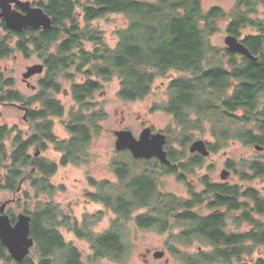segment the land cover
Returning <instances> with one entry per match:
<instances>
[{"label":"trees","instance_id":"1","mask_svg":"<svg viewBox=\"0 0 264 264\" xmlns=\"http://www.w3.org/2000/svg\"><path fill=\"white\" fill-rule=\"evenodd\" d=\"M260 5L264 6V0H236L232 10L225 13L218 8L205 12L201 0H46L43 8L51 27L40 34H29L30 51L44 55L47 68L41 91L30 99L32 104L40 103L42 110L31 113L34 121L28 134L6 125L0 127V194H13V202L20 205L21 196L28 197L21 193L20 183L28 178L35 189L31 198L35 202L34 211L24 209L23 213L31 219L30 236L36 255L32 258L29 254L17 264H83L80 252L65 244L54 229L58 205L39 197L52 195L54 187L49 179L57 166L35 154L44 152L51 144L61 154V166L86 161V149L91 138L99 134L98 123L105 117L101 111L90 112L92 105L88 101L104 83L117 79L118 96L134 101L151 92L156 78L170 71L179 72L180 76L168 86L169 101L163 111L173 116L183 147L190 140L187 132L191 113L199 117L221 115L222 139H229L231 127H237L238 138L245 145H263L258 133H264V111H258L257 106L264 95V20L251 18ZM110 14H120L126 19L125 28L115 32L117 43L113 48L106 44L103 32L91 26L93 21ZM227 17L231 18L226 30L230 36L238 38L246 28L257 30L240 42L255 60L225 49L222 60L205 67L209 56L217 55L209 37L216 31L217 22ZM71 71L81 77V82H74ZM59 77L73 82L69 94L78 108L62 121L70 135L64 140L53 133L54 120H61L64 115V107L52 95L60 89L56 82ZM17 95L9 93L5 101H21L22 97ZM251 123L256 129L247 130ZM33 147L35 152L31 154ZM207 147L210 152L216 150L210 144ZM167 151L170 162L178 164L179 180L200 167L204 160L199 154L187 158L184 153ZM119 153H126L130 159L117 163L114 183L90 180L97 192L88 198L117 216L109 232L93 243L94 259L120 261L126 255L128 247L122 229L132 220L134 212L149 204L154 193H162L160 178L172 173L171 166L155 160H133L126 151ZM232 166L227 164L236 173ZM246 170L238 173L241 182L263 178L264 162L253 161ZM200 182L203 190L191 189L190 193H200L192 195L191 201L167 205V196H159L164 202L156 204L155 218L138 217L135 222L138 225L154 222L161 232L169 223H176L186 227L178 236L179 242L203 238L210 244L211 252H201L183 261L184 264H232V260L245 264L246 256L264 250V221L258 219L264 218V192L239 184L213 183L208 177H202ZM195 207H204L211 213L200 214L194 211ZM6 213L13 224L17 216L10 208H6ZM93 218L99 221V216ZM228 218L237 226L248 224L251 229L241 234L226 233ZM169 248L173 254H181L177 246ZM0 261L13 264L1 243ZM255 264H264V259L259 258Z\"/></svg>","mask_w":264,"mask_h":264},{"label":"rangeland","instance_id":"2","mask_svg":"<svg viewBox=\"0 0 264 264\" xmlns=\"http://www.w3.org/2000/svg\"><path fill=\"white\" fill-rule=\"evenodd\" d=\"M141 1L155 2V0ZM201 2L205 12L211 8H218L225 13H229L234 7L236 0H201ZM251 18L264 20V6H258L256 12L251 15ZM230 21L231 18L227 17L217 22L215 26L216 31L209 37V43L216 50L217 55H215L216 57L209 56L205 67H209L213 63L223 59L222 55L226 49L225 38L228 36L226 30ZM91 26L101 30L106 44L113 48L117 43L115 32L125 28L126 19L120 14H110L105 18L93 21ZM256 32V29L246 28L241 31L240 36L244 38L248 35H255ZM16 55L17 58L0 59V74L5 79L13 81L14 86H9L13 88L11 91H18L25 97L31 95L32 92L22 83V74L26 72V66L37 63V60L35 57L25 59L18 54ZM71 74H74V82H81L80 76H77L73 71H71ZM177 74L179 73L176 71H170L165 76L156 78L151 92L144 98L134 101H125L118 96L119 82L117 79L104 83L102 89L97 91L93 95V98L88 101L92 105L89 109L90 112L92 110L101 111L105 114V117L98 123L100 127L99 134L91 138L86 149V161L77 165L59 166L57 172L49 179L50 184L54 187L52 195L40 194V199L44 202L56 204L59 207H71L74 216L78 220L83 215L101 211L102 206L86 196V193L95 194L97 192V189L91 186L89 180H106L114 183L117 179L115 174L117 163L121 161L128 162L130 159L126 153H119L115 150L114 132L129 130L137 138L145 126L151 127L155 131L166 132L169 135L167 148L174 153H184L187 158L191 156L189 153L190 145L197 140H203L206 144H210L216 149L210 152L208 157H203L202 165L194 168L191 174L186 176L188 183L193 185L192 189L195 192L203 190V186L199 181L202 177H208L209 180L215 183L239 184L243 188H253L264 192V177L252 178L248 182L240 181L238 173L241 171L246 172V166L249 163L253 161L262 162V158L252 146H247L243 141L239 140L237 134L240 130L237 127H231L233 133L231 132L229 139H222V136L219 134V128L221 129L220 126L223 121L221 115H217L216 117H199L197 114L191 113V122L188 123L189 132H187L190 140L185 147L182 146L180 142L182 140L179 136L180 132L176 127L175 121L172 120L170 114L163 111V107L169 101L168 82L170 78L180 76ZM56 82L60 89L57 93L53 92L52 95L64 107V115L61 120H54L53 133L57 139L64 140L70 138V135L63 127L62 121L68 119L71 110L77 111L78 108L69 94V88L73 82L61 77L57 78ZM2 87L5 88V86ZM257 110L264 111V95L258 100ZM22 115L23 113L12 105H0V127L6 125L9 128H16L26 133L28 128L23 123ZM246 129L254 130L256 129V125L251 123ZM188 130L186 129V131ZM34 152L35 148L33 147L30 149V153L33 154ZM38 156L54 163H59L61 158V154L56 152L54 146L51 144L47 146L44 152L39 151ZM130 157L132 158V156ZM227 164H233L236 173L229 169ZM144 169L146 168L144 167ZM223 170L229 172L226 180L220 178ZM159 183L162 193L173 194L179 200L188 199L186 186L180 184L175 177L169 175L163 176L160 178ZM21 193H26L29 200L26 201V197L22 195L20 205L13 202L15 198L13 194L8 192H1L0 194V203L8 200L11 201L7 209L10 208L14 212L15 217L23 213L24 209L34 211L35 202L31 198L35 196V189L29 180L23 181ZM202 212L204 214L208 213L207 211ZM199 213L201 214V212ZM112 219H114V215L111 212H107L106 215H103L102 220L98 221L95 228L100 232L109 229ZM258 219L264 221V218ZM226 222L231 231L244 232L247 228L244 225L239 230V227L234 225V222L229 218L226 219ZM63 233L66 234L65 230H63ZM123 233L128 249L126 255L120 261H96L92 257V251L88 245H84L78 240H75L74 244L80 250L85 264H165L166 259L168 260L167 264H181L178 258L171 257L172 259H169L168 255L161 260L153 258L152 255L145 257L148 250L154 252L164 249L163 245L166 238L158 233L153 231H134L132 222L127 224ZM67 238L71 239L72 236H67ZM177 248L183 254H193L198 248L209 250L203 245L177 246ZM35 255V251L32 249L29 256L33 258ZM259 258L264 259L263 249H258L251 256L245 257L247 259L246 262H254ZM145 259H148V261L146 262ZM0 264L5 263L0 261Z\"/></svg>","mask_w":264,"mask_h":264},{"label":"flooded vegetation","instance_id":"3","mask_svg":"<svg viewBox=\"0 0 264 264\" xmlns=\"http://www.w3.org/2000/svg\"><path fill=\"white\" fill-rule=\"evenodd\" d=\"M45 3H46V0H12L5 7H2V5L0 4V15H2L0 18V59L17 58L16 54H18L21 57H24L25 59H31V58L35 57L37 60V63H34L30 66H26V70H25L26 72H27L28 68L33 67L35 65H41L42 66L41 73L33 74L30 77H28L26 80H23V77H22V79H21L22 83L32 92L31 95H27L25 97L23 95H21L18 91H16V92L11 91L13 88H10L9 86H14L13 81L11 79H5V77L2 74H0V105H12L15 108H17L18 110H20L23 113V115H22L23 123L26 125L27 128H29V126L34 121L31 113H35L37 110H39V111L42 110L40 103L32 104V103H30V99L32 97L36 96L41 91V83L45 81V77L47 74V68H46L45 62H44V55H36L33 52V50L30 51L31 46L29 45V37H30L29 34H38V33L40 34V33L44 32L45 30H47V29H44L42 26H38L37 28L32 26V25L35 26L36 21L40 20V18H41L40 10L44 14H46L44 11V8H43ZM228 36H230V35H228ZM242 39L243 38L241 36H239L237 38V40L239 42H241ZM24 46H25V48L29 47L28 48L29 51L27 53H26L27 50L24 48ZM226 50L229 51L227 48H226ZM26 72H24V73H26ZM23 74H22V76H23ZM171 74H174V73H171ZM177 75H180V73ZM177 77L178 76L170 78V80L168 82V86H169L170 82H172ZM2 86H5V88H3ZM9 93H16V94H18L17 96L20 95V97H22L21 98L22 100L21 101L20 100L15 101V102L5 101V97ZM2 96H3V99H1ZM58 103L60 104L59 101H58ZM170 116L172 117V120H174L173 116L172 115H170ZM145 128H150L152 134L161 133V134L166 136V144L164 146V151L166 153L168 161L170 162V160L168 158V151H167L168 150L167 149V143H168L169 135L163 131H157V130L155 131L153 128L148 127V126L143 127L142 130H144ZM28 132L29 131H27L26 134H28ZM258 136L261 137V139H262L263 145L260 147H262L263 150H256L255 149L256 145H252V147L254 148L255 151H257L261 155V158H262L261 160H262V162H264V133L261 134V132H260V133H258ZM126 152L129 153V151H126ZM190 155L196 156L198 154L194 153V154H190ZM150 160H155L159 164L164 165L157 158H152ZM54 164H56V166H57V168H56V172H57L58 167L61 166L60 161H59V163H54ZM69 165H71V164H69ZM164 166H169V167L171 166L172 167V173L169 174V176L175 177L176 180L180 184L186 186V189L188 192V199L179 200V199H177V197L175 195L169 194V193L168 194L154 193V196L152 197V199H150L149 204L145 205L141 209L134 212V214L132 216V220L129 221L128 224L132 222V224L134 225V231H153V232H156L159 235L165 237L166 239H165V242L163 245L164 249L159 251V252L163 253L162 258H164L167 255L169 256V259L171 257H174V258L176 257V258H178V260H180L181 264H184L183 261H186V259H190L192 257H195L198 254H200L201 252H204V253L211 252L212 248H211L210 244L206 240H204L203 238H200V239L194 238L191 241L185 240L183 242H179L178 236L180 234L184 233V231L186 230V227L179 226L176 223H169L166 230L164 232H161V231H158L157 227L155 226L156 223H154V222H150V221L149 222H143L140 225H138L135 222V219L138 217H144L145 216L146 219L155 218L154 212L158 211L157 210L158 207L156 206V204L160 203V202H164L163 200L158 198L159 196H162V195L167 196L166 203L168 205V203L179 204L181 202L191 201L192 195L200 194V193H190L193 185L188 183V180L186 177L181 179V180L178 179V174L180 172H179L177 163H171L170 162L168 165H164ZM26 180L28 181V178H25L24 181H26ZM191 181H192V179H191ZM199 181H200V179H199ZM89 182H90V180H89ZM211 182H213V181H211ZM213 183H215V182H213ZM90 194L91 193H86V196L88 197V195H90ZM28 200H29L28 197H26V201H28ZM100 205L102 206L101 211H97V212H95L93 214H89V215H83L80 220H78L76 218V216H74V214L71 210V207H66V206L65 207H61V206L59 207L58 206L57 207L58 212H57L56 217H55L56 222H55L54 229L56 230L58 235L62 238L63 242L65 244H69V245L75 247L79 252H80V250L74 244L75 240H78L80 243H83L84 245L85 244L88 245L92 251V257H93V248H92L93 243L97 242L100 236L107 234L109 232V230L111 229V226H110L109 229H106L105 231L100 232L99 230H97L95 228V226L98 224V221L94 222L93 217L99 216V220H102L103 215H106L107 212L108 213L111 212L114 215V219H112V221L115 220L117 217L114 214V212H112L110 209L104 207L102 204H100ZM178 209H180V208H178ZM194 211L198 212V213L199 212L203 213L202 211H206V210L204 209V207H202V208L201 207H195ZM209 213H211V212H208V214ZM244 225L247 226L245 231H249L251 229V227H249L248 224H241L240 226H237V225L236 226L239 227V230H240L241 227ZM63 230H65L66 234L63 233ZM123 230L124 229H122V231ZM225 232L229 233V234H241L242 233V232L229 230L227 222L225 224ZM67 236L68 237L72 236L73 239L72 238L69 239V238H67ZM123 238H124V233H123ZM67 239H69V240H67ZM194 245H203V246H206L209 250H203L202 248H198L193 254L192 253L183 254L180 251L181 254H179L177 256V255L173 254L169 248L170 246L188 247V246H194ZM156 252H158V251L151 252L148 250L145 254V257L152 255V257L154 258V254ZM80 254H81V252H80ZM162 258H160V260ZM95 260L97 261V260H109V259L96 258ZM246 260L247 259L243 260L245 264H255L257 261L256 260L254 262H252V261L246 262ZM81 261L83 264H85L82 255H81ZM145 261L147 262L148 259H145ZM167 263H168V260L166 259L165 264H167ZM214 264H221V263H214ZM232 264H236V261L232 260Z\"/></svg>","mask_w":264,"mask_h":264},{"label":"water","instance_id":"4","mask_svg":"<svg viewBox=\"0 0 264 264\" xmlns=\"http://www.w3.org/2000/svg\"><path fill=\"white\" fill-rule=\"evenodd\" d=\"M11 1L12 0H0V4L2 7H5ZM40 15L41 18L36 21V25H31L35 28L42 26L44 29H49L51 27V20L41 10ZM1 16L2 15H0V18ZM225 45L230 52L239 53L248 59L255 60V58L237 40V38L227 36L225 38ZM41 71V65H35L28 68L27 72L22 76L23 80H26L33 74H39ZM114 135V147L117 152L129 151L134 160H150L152 158H157L164 165H168L170 163L164 151V146L166 144L165 135L161 133L152 134L150 128L142 130L137 138H135L129 130L116 131L114 132ZM255 149L263 150L260 146H255ZM189 153H197L204 158L210 155L207 144L203 140L193 142L189 147ZM35 155L38 156L39 152L37 151ZM228 176L229 172L227 170H223L220 178L222 180H226ZM20 188L21 183L19 185V189ZM9 203L10 201H5L0 206V243L7 250L8 255L13 260V264H17L21 263L30 254L31 249L34 246V241L30 236V216L20 213L17 215L15 222L12 224L6 213V208ZM162 257V252L158 251L154 254L155 259H160Z\"/></svg>","mask_w":264,"mask_h":264},{"label":"bare ground","instance_id":"5","mask_svg":"<svg viewBox=\"0 0 264 264\" xmlns=\"http://www.w3.org/2000/svg\"><path fill=\"white\" fill-rule=\"evenodd\" d=\"M34 247V246H33Z\"/></svg>","mask_w":264,"mask_h":264}]
</instances>
